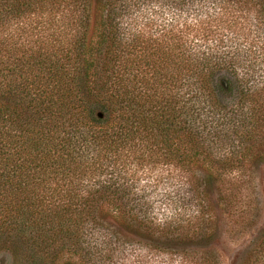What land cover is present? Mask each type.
I'll use <instances>...</instances> for the list:
<instances>
[{
    "label": "trees",
    "instance_id": "1",
    "mask_svg": "<svg viewBox=\"0 0 264 264\" xmlns=\"http://www.w3.org/2000/svg\"><path fill=\"white\" fill-rule=\"evenodd\" d=\"M207 4L261 7L264 18V0H0V255L10 264H116L128 248L224 264L208 243L210 192L236 234L256 223L264 37L239 33L230 12L228 31L204 28L193 14ZM160 165L180 200L157 220L141 178ZM184 207L194 209L185 220ZM234 262L264 264V228Z\"/></svg>",
    "mask_w": 264,
    "mask_h": 264
},
{
    "label": "rangeland",
    "instance_id": "2",
    "mask_svg": "<svg viewBox=\"0 0 264 264\" xmlns=\"http://www.w3.org/2000/svg\"><path fill=\"white\" fill-rule=\"evenodd\" d=\"M214 5L215 4H207L206 8H195L196 12L193 16H197V22L202 23L204 28L207 27L208 22L213 20L211 24L213 26H219V28H212L213 31L220 33L226 32L228 29H225L223 21L230 18L232 13H235L236 16L239 17L240 21L238 29L242 30L239 33H244L250 37H264V25L262 24L264 18L262 17L261 7L238 6L237 8L239 10L236 12H233L235 10L231 8H227L228 11L223 9L219 12V10L223 8L222 5L218 7ZM229 12L231 15H226V13ZM214 21H216L217 25ZM244 28L245 30H243ZM162 166L163 165L157 167L158 171L155 169L151 175V179H149L150 177L148 178V176L141 178V184H143V186L151 185V188H147L145 190V195L151 199V202H153L152 209L154 212V218L157 220L171 218L172 214L175 213L173 209L179 206L178 202L180 200V197L175 193V184L172 182L171 178L172 174H169L170 176L167 179V175L172 172V168H167L165 166L163 168ZM255 176V182L258 185V190L260 191L262 197L263 211L256 223L246 230L240 231V234H236L233 231L231 224H228V220L225 215H223L219 205L217 204V196L214 192H210V204L212 209H210V211L208 209V212L209 214L215 216L216 229L214 233L215 236L208 243H210L211 247H214L221 252V254L225 257L223 258L224 264H234L236 258L241 256L242 253L250 247L251 242L258 239L261 230L264 228V161H259V164H256ZM156 177L157 179H155ZM154 180L157 182L154 183ZM183 209L176 213L179 218L185 220V218L194 209H190L189 207H184ZM130 239L134 242L143 243L142 239L137 237H130ZM128 249V256L124 259V261L118 260L116 261V264H177L175 259L171 256H157L158 254L155 255L154 252L152 254H142L138 256L137 254L130 253L131 249ZM137 251L138 250H134V252ZM226 256L231 259H228ZM0 264H10V256L8 254H1Z\"/></svg>",
    "mask_w": 264,
    "mask_h": 264
}]
</instances>
